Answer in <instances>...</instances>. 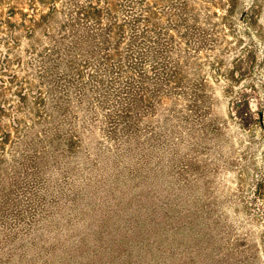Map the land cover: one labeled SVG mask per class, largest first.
<instances>
[{
  "label": "rangeland",
  "instance_id": "obj_1",
  "mask_svg": "<svg viewBox=\"0 0 264 264\" xmlns=\"http://www.w3.org/2000/svg\"><path fill=\"white\" fill-rule=\"evenodd\" d=\"M55 1L31 33L19 11L48 4L0 0V264H264V0H144L180 74L124 133L94 92L42 82ZM49 115L57 141L24 161L13 122Z\"/></svg>",
  "mask_w": 264,
  "mask_h": 264
},
{
  "label": "trees",
  "instance_id": "obj_2",
  "mask_svg": "<svg viewBox=\"0 0 264 264\" xmlns=\"http://www.w3.org/2000/svg\"><path fill=\"white\" fill-rule=\"evenodd\" d=\"M41 2L48 4L49 11L38 18L19 11L21 25L31 33L48 24L56 8L55 0ZM29 8L37 10L34 4ZM147 13L144 0H68L66 19L49 35L50 46L39 61L44 85L65 82L81 98L94 92L103 111L102 125L109 131L124 133L137 126L155 110V101L176 93L180 74L170 52L173 47L165 42L156 22L148 28L151 17ZM18 96L25 103L27 92L20 89ZM187 97L191 98L189 109H195L196 97ZM45 101L41 97L39 103L46 109ZM238 113L243 116L242 109ZM39 119L42 133L38 136L32 133L35 123L14 121L13 127L23 151L32 147L33 154L43 158L44 149L57 141L52 135L56 131L49 130L56 118L49 115ZM10 133L3 132L0 146L9 141ZM22 159L30 160L29 153L25 152ZM1 203L8 202L1 197L0 207Z\"/></svg>",
  "mask_w": 264,
  "mask_h": 264
}]
</instances>
